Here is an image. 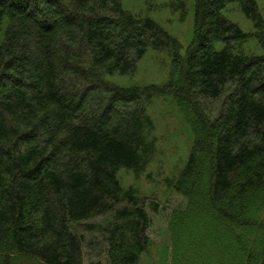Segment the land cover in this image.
Instances as JSON below:
<instances>
[{
	"label": "trees",
	"instance_id": "16d2710c",
	"mask_svg": "<svg viewBox=\"0 0 264 264\" xmlns=\"http://www.w3.org/2000/svg\"><path fill=\"white\" fill-rule=\"evenodd\" d=\"M187 17L186 3L171 0ZM123 0H0V264H140L160 204L124 189L156 153L149 114L169 99L194 144L167 187L170 264H264V15L257 0H195L183 45ZM238 5L247 33L224 14ZM262 55L246 53L251 41ZM162 86L124 88L150 52ZM101 219L102 222H99ZM90 252L91 256L92 253ZM103 256L104 259L100 260ZM164 258V257H163Z\"/></svg>",
	"mask_w": 264,
	"mask_h": 264
},
{
	"label": "rangeland",
	"instance_id": "374dc122",
	"mask_svg": "<svg viewBox=\"0 0 264 264\" xmlns=\"http://www.w3.org/2000/svg\"><path fill=\"white\" fill-rule=\"evenodd\" d=\"M186 3L187 17L180 20V14L172 13L169 5L171 0H123V8L136 17L150 18L159 26L175 37L187 50L194 31L195 0H180ZM260 11L264 15V0H257ZM231 22L238 24L247 33L253 31V24L241 12L238 5H230L224 14ZM2 31L0 30V34ZM246 53L254 56L262 55L260 43L251 40L245 47ZM171 60L165 54L150 51L138 64L137 72L133 77H113L108 81L124 88L143 87L150 85L162 86L169 78ZM177 106L169 99L157 98L149 110L155 124L152 137L156 140V153L144 174L136 179L133 172L122 170L118 179L124 189L133 188L138 196L148 201L160 204L161 211L154 214L149 210L153 219L150 231L152 248L144 256L140 264H170V238L168 234L169 214L176 207L185 206L184 198L167 187V180L174 181L185 169L194 140L178 116ZM102 222L101 219H98ZM167 255H164V249ZM89 249L84 250V264L95 262L99 250L91 256ZM164 257V258H163ZM104 259L103 256L100 260Z\"/></svg>",
	"mask_w": 264,
	"mask_h": 264
}]
</instances>
